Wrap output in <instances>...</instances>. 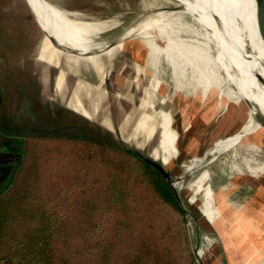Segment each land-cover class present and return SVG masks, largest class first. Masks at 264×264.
<instances>
[{"label":"rangeland","instance_id":"obj_1","mask_svg":"<svg viewBox=\"0 0 264 264\" xmlns=\"http://www.w3.org/2000/svg\"><path fill=\"white\" fill-rule=\"evenodd\" d=\"M48 1L73 12L70 17L78 21L113 22V26L88 35L95 44L93 48L104 47L115 39L119 44L89 56L71 54L47 38L26 0H0V121L17 127L23 134L29 132V125H36L43 130L83 133L107 144L137 149L167 167L170 183L190 211L185 222L171 213L166 214L170 219H162L187 230L189 248L184 247L182 239H176L174 246V254L182 264H189L188 252L194 254L197 264H221L219 257L224 262L231 258L229 264H264V169L254 176L247 168L264 167V126L251 125L262 124L264 111L258 114L260 120L250 118V105L231 82V72L228 74L218 61L223 53L213 31L189 8L161 15L159 8L173 5L169 0ZM152 19L158 23L144 29L143 23ZM160 26H166L168 35L208 50L213 62L205 94L195 81L179 89L163 53L155 67L149 65L143 40L150 38L164 46L166 40L160 35ZM132 27L134 30L126 33ZM226 42L230 43L228 39ZM190 74L187 68L184 82ZM154 75L159 80L156 91L161 97L160 106L148 100L149 89L145 87V79ZM165 116L171 119L170 125L177 133L175 153L160 144V124ZM249 119L254 122L243 130ZM242 130V136L231 137ZM21 137L8 136L0 130V159H10V172L2 174L7 176L0 179V190L17 167ZM218 139L226 140L225 150H213ZM224 155L225 163L220 168L218 163ZM194 159L201 161L187 170L186 165ZM206 168L214 192L222 190L231 205L224 227L231 234L229 237L200 212L201 188L196 178ZM248 219L256 222V236L247 232ZM242 234L251 236L250 243L243 238L245 254L237 243ZM254 249H258L260 257L252 256Z\"/></svg>","mask_w":264,"mask_h":264},{"label":"trees","instance_id":"obj_2","mask_svg":"<svg viewBox=\"0 0 264 264\" xmlns=\"http://www.w3.org/2000/svg\"><path fill=\"white\" fill-rule=\"evenodd\" d=\"M0 130L22 136L0 190V264H182L187 230L162 219L186 213L152 159L83 133Z\"/></svg>","mask_w":264,"mask_h":264},{"label":"bare ground","instance_id":"obj_3","mask_svg":"<svg viewBox=\"0 0 264 264\" xmlns=\"http://www.w3.org/2000/svg\"><path fill=\"white\" fill-rule=\"evenodd\" d=\"M26 1L35 13L38 21L37 23L40 28L45 31L47 38L48 35H51L60 45L69 46L74 50L82 52L84 50L81 48H93L95 44L90 41L88 35H93L113 26V22L109 21L110 19L108 21L98 22L78 21L70 17L74 15L73 12L65 11L48 0ZM186 2L188 4L182 3L184 5V11L189 8L190 11H192V15L199 14V18L205 22V24L208 25V28H210L213 31V34H215L214 37L224 55H222L223 57L219 56L218 61L224 66V69L228 74L231 72L229 77L231 82L234 83L235 87L238 89L239 95L250 105V118L259 114L260 111H264V43L259 35L255 22L256 0H186ZM166 12L161 11L159 13L165 15ZM213 15H216L222 28L219 27L217 22L212 18ZM157 21L158 20L156 19H152L144 22V29H148L157 24ZM167 27L169 26L167 25ZM165 28L166 26H160L159 28L161 31L160 35H163L166 40L164 46H158L150 38L143 40L148 49L147 56L149 65L155 67V62L157 61L159 54L163 53L172 67V76L175 82L179 85V89H182L183 87L185 88L187 87L186 84L195 81V85H200L202 87V92L205 94L210 83L209 74L211 73V70L209 69V66L213 62L208 50L191 41L190 44H187L183 39L168 35L164 30ZM133 30L134 28L132 27L126 33ZM220 31L222 33H220ZM144 33H146L145 30ZM257 37L259 42L258 40L257 42L255 40ZM226 39H228L230 43L226 42ZM253 40L255 46L253 45ZM170 41L175 45H171L172 43ZM71 44L80 48H76ZM170 46L179 47L174 48V50L173 48H170ZM224 57L228 62L224 61ZM187 68H190L191 74L184 82ZM157 78L158 76L156 75L146 78L145 87L149 89L148 100H151L154 105L160 106L161 97L156 91L159 85V80ZM153 107L155 108V106H152V108ZM161 107H164V105L162 104ZM170 120L171 119L168 116L161 119L160 127L162 130L159 140L162 147L170 149L175 153L177 151V133L171 127ZM249 122H254V120L250 121L249 119L243 127V130L247 127ZM153 123H156V121ZM251 125L258 128L263 127L262 124L258 125V123L255 124V122ZM243 130L237 133V135H232L231 137L237 136L238 138V136H242V134H244ZM224 141L226 140H216L213 150H225L227 146L226 143L224 144ZM225 156L226 155H224L218 163L220 168H222V163H225ZM200 161L201 159L191 160L190 164L186 165V169L189 170L194 165H198ZM247 168L254 176L257 175V173L259 174L262 172L264 169L262 166H248ZM227 177L228 176H226V179ZM196 182L198 183V187L201 188L200 212L206 220L218 229L225 237L231 236V234L224 229L227 223V213L231 207L225 194L220 189L217 192H214V188L211 184V174L207 168L197 176ZM215 200L217 201V205H214ZM245 226L247 232L249 230L250 233L252 232L253 236L257 235L256 222L248 219ZM235 229L237 231L239 230V227L236 226ZM236 231H234V233ZM242 236L239 237L240 240L237 243L239 244V251H242L245 254V251L242 250L241 244L243 245V238L250 243L251 236L248 238L244 234H242ZM254 250L255 252H252V256L254 254V256L256 255L260 257L258 249ZM201 260H203V258ZM231 260L232 259H230V261Z\"/></svg>","mask_w":264,"mask_h":264},{"label":"water","instance_id":"obj_4","mask_svg":"<svg viewBox=\"0 0 264 264\" xmlns=\"http://www.w3.org/2000/svg\"><path fill=\"white\" fill-rule=\"evenodd\" d=\"M173 3L172 6H164L162 8H159L158 11L161 12V11H164V12H169V11H184V5L182 4L181 1L179 0H169ZM31 9V8H30ZM32 11V9H31ZM35 19H36V16H35V13L32 11ZM155 13V12H154ZM158 13V12H157ZM195 15V14H194ZM196 16L199 17V14H196ZM212 18L215 20V22H217L218 26L221 27L220 25V22L219 20L217 19L216 15H213ZM37 20V19H36ZM38 22V21H37ZM255 22H256V27H257V30L259 32V35L261 37V39L263 40V43H264V0H256V10H255ZM222 28V27H221ZM44 31V30H43ZM45 32V31H44ZM48 38L60 49L62 50H65V51H68L70 53H73V54H77V55H82V56H89V55H93V54H97L101 51H104L108 48H111L112 46H114L115 44L118 43V39H115L111 42H109L108 44H106L104 47H100V48H93V49H90L89 51H78V50H74L73 48L69 47V46H63V45H60L59 42H57L51 35H48ZM256 119L260 120L258 118V114L255 116ZM260 122L262 123V125L264 126V121L263 120H260ZM154 161V160H153ZM10 163V159H5V160H1L0 159V179H4L6 178L7 175H2L3 173L4 174H9V165ZM155 167L166 177L169 179V174L167 173V171L164 169L163 165L154 161L153 162ZM4 166H7V169H5ZM4 168V169H3ZM15 168V167H14ZM6 172V173H5ZM13 173V172H12ZM2 177V178H1ZM1 181V180H0ZM170 181V180H169ZM171 184V183H170ZM172 185V184H171ZM177 197H178V200H179V203L180 205L182 206V208L184 209L185 213L187 215H190V211L189 209H187V207L184 206L183 204V201L180 197V195L178 194L177 190L174 188V186L172 185Z\"/></svg>","mask_w":264,"mask_h":264},{"label":"crops","instance_id":"obj_5","mask_svg":"<svg viewBox=\"0 0 264 264\" xmlns=\"http://www.w3.org/2000/svg\"><path fill=\"white\" fill-rule=\"evenodd\" d=\"M122 48H123L122 46H119V47H118V49L121 50V51L123 50ZM121 51H120V52H121ZM85 83H86V84H89L88 82H85ZM75 111H76V110L74 109V112H75ZM84 116H85V115H84ZM262 248H264V247L262 246ZM219 259H220L221 264H225V263H226V264H229V263L232 261V260L230 261L231 258H227L225 262L223 261V259H222L221 257H219Z\"/></svg>","mask_w":264,"mask_h":264}]
</instances>
